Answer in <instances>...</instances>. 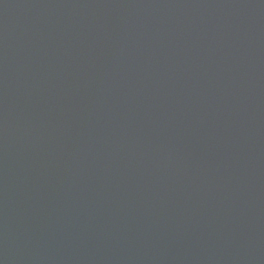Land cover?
Wrapping results in <instances>:
<instances>
[{
	"label": "water",
	"instance_id": "1",
	"mask_svg": "<svg viewBox=\"0 0 264 264\" xmlns=\"http://www.w3.org/2000/svg\"><path fill=\"white\" fill-rule=\"evenodd\" d=\"M0 264H264V0H0Z\"/></svg>",
	"mask_w": 264,
	"mask_h": 264
}]
</instances>
